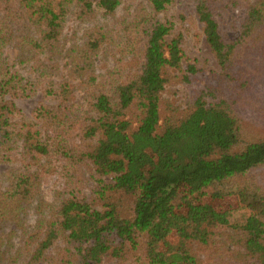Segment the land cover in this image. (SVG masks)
I'll use <instances>...</instances> for the list:
<instances>
[{"label": "trees", "instance_id": "trees-1", "mask_svg": "<svg viewBox=\"0 0 264 264\" xmlns=\"http://www.w3.org/2000/svg\"><path fill=\"white\" fill-rule=\"evenodd\" d=\"M179 3L220 74L164 113ZM226 8L245 14L231 42ZM244 56L264 66V0H0V264H264V133L246 119L264 70ZM197 196L254 204L230 224Z\"/></svg>", "mask_w": 264, "mask_h": 264}, {"label": "rangeland", "instance_id": "rangeland-1", "mask_svg": "<svg viewBox=\"0 0 264 264\" xmlns=\"http://www.w3.org/2000/svg\"><path fill=\"white\" fill-rule=\"evenodd\" d=\"M228 4L229 2H239L245 3L246 0H224ZM174 23L176 26L175 37H181V48L183 51V64L182 69L179 71H169V83L166 86V90L163 94V112L166 113V109L174 108L179 109V111L186 110L187 104L193 94L195 87L200 86V83L204 80H210L213 76L220 74L218 63L211 53L210 49L207 46L205 38L202 32V26L197 21L196 17L186 5L178 4L176 9L172 12ZM215 17L220 26V33L222 38L226 42H231L239 36V28L241 24L245 21V14L242 9L232 10L226 8L222 12H216ZM73 27V25H70ZM251 50V48H250ZM252 51L250 55H252ZM17 57V52L13 51L11 53V60L15 61ZM98 64L101 68H105L104 55L101 54L98 56ZM252 57V56H251ZM249 56L245 57V61L248 59H253ZM248 61L249 68L251 73L255 76H259L260 72H256L258 69H263L264 66L260 64H255ZM254 65V66H253ZM190 67H194L198 74L196 76H191L188 72ZM253 71V72H252ZM185 77H189L192 81V85L186 82ZM259 83L253 89L254 92L250 93L256 97L258 105L255 108L257 109L256 113L253 110L249 109L248 115L246 116L247 123L255 127L257 132L264 133V74L262 79L257 78ZM44 97L42 94L26 101H19L18 105L22 111V114L25 119L30 120L33 116L36 108L44 102ZM164 116V115H163ZM6 167H0V172L5 170ZM264 171V169L262 170ZM55 179H52L54 182ZM53 186V184H52ZM50 189V186L47 187V190ZM196 202L199 204L211 206L215 211L222 217H225L230 224L243 223L250 214L249 207L254 204V202L248 197H232L226 199L213 200L209 196H197ZM170 242H176L177 239L171 237ZM109 264H115L110 262Z\"/></svg>", "mask_w": 264, "mask_h": 264}]
</instances>
